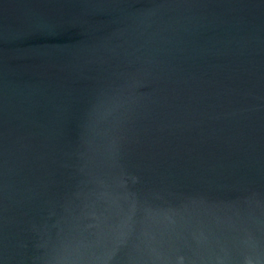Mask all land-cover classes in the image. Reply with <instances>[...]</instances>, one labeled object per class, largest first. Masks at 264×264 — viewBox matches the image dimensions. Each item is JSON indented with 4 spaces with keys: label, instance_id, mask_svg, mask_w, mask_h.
Returning a JSON list of instances; mask_svg holds the SVG:
<instances>
[{
    "label": "water",
    "instance_id": "water-1",
    "mask_svg": "<svg viewBox=\"0 0 264 264\" xmlns=\"http://www.w3.org/2000/svg\"><path fill=\"white\" fill-rule=\"evenodd\" d=\"M0 264H264V0H0Z\"/></svg>",
    "mask_w": 264,
    "mask_h": 264
}]
</instances>
